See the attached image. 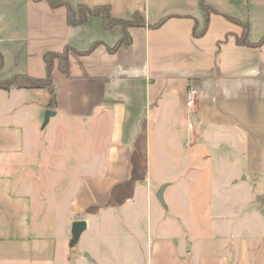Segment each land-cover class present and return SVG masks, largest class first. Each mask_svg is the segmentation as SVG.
<instances>
[{
    "label": "crops",
    "instance_id": "0c3cea01",
    "mask_svg": "<svg viewBox=\"0 0 264 264\" xmlns=\"http://www.w3.org/2000/svg\"><path fill=\"white\" fill-rule=\"evenodd\" d=\"M67 1L73 7L108 5L111 16L123 20L136 12L143 24L128 29L129 43L109 50L121 36L119 26L104 30L94 16L69 25L66 9L47 0H0L1 79L44 77L43 53L71 48L67 73L56 61L51 70L54 105L47 106L45 89H0L6 103L0 117L17 123L0 120V264H264L258 202L264 197L255 192L257 177L264 175V41L236 43L243 24L249 42L264 35V0ZM190 87L197 96L188 108ZM29 106L37 108L40 121L46 110L54 112L44 126L52 127L51 141L44 137L38 146L42 154L26 143ZM163 143L165 162L159 159ZM190 146L203 148L204 156L168 152ZM213 156L222 166L204 175L197 159L209 165ZM20 159L29 166L21 169L25 181L17 193L12 175ZM190 161L198 165L188 167ZM103 173L113 184L125 181L122 175H165V189L177 191L171 202L198 207L188 209L195 222L207 216L208 243L201 248V241L143 231L138 201L130 199L132 191L136 196L150 187L143 179L129 192L125 184L112 186L89 204L84 184ZM77 174L86 177L79 182ZM63 189L70 190L64 201ZM116 207L120 219L130 222L124 232L112 228L119 220L112 213ZM78 219L86 222V242L74 251L70 229Z\"/></svg>",
    "mask_w": 264,
    "mask_h": 264
},
{
    "label": "rangeland",
    "instance_id": "374dc122",
    "mask_svg": "<svg viewBox=\"0 0 264 264\" xmlns=\"http://www.w3.org/2000/svg\"><path fill=\"white\" fill-rule=\"evenodd\" d=\"M70 52V51H69ZM60 55H65L67 53V50H62L61 52H59ZM6 103L4 102H0V108L5 107ZM31 113L32 117L30 119L29 122V129H25V138H26V143L30 142L36 145L37 147V152H39L40 154H42V152L44 151L43 148L41 149V146L38 147L42 142H40L44 137H45V141H49L51 139V137L53 136L52 133V127L49 125L46 128H44V126H42V123L44 121V117H42L41 121H40V115L38 114V110L35 106H29L28 107V111H26V115ZM1 121H5V124L8 125H17V123L15 122H11L10 119H6V117H0ZM43 120V121H42ZM0 121V122H1ZM25 126V125H24ZM256 128V127H255ZM262 128H264L262 126ZM257 129V128H256ZM253 132L256 130L251 129ZM33 141V142H32ZM51 141V140H50ZM237 147L239 148L238 150H240V146L237 145ZM72 149L75 150V146L74 143L72 145ZM77 150V149H76ZM83 150H80L77 152L78 153H82ZM183 151H189L190 155L195 154L198 158L201 156H204V150L203 148L200 147H195V146H190V148L187 150L185 148H181V149H176V150H170L168 151L169 153H174V155H176V157L180 156L183 154ZM46 152H48L46 150ZM166 152H167V148H166V143H163V150H162V159L165 162V156H166ZM24 155V154H23ZM175 157V158H176ZM196 157V158H197ZM206 159V158H205ZM20 163L15 164V166L13 167L14 173H13V178L15 180L14 183V191L15 192H21L22 191V187H24L23 182L25 181L24 175L22 173V168H24L25 166H29V164H25V161H21V159L19 160ZM233 161H236V166L238 164L242 165V161L244 162V160H240L238 158L233 159ZM33 166H37V159H33ZM198 163H201L202 166H205V170L203 168L202 171H206L204 173V175H207V172L209 170H214L216 167H221L222 166V160L217 158L216 156H213L212 161L209 163L208 165V161H206L204 163V161H202V159H197ZM197 162H193L190 161V163L188 164V167H194L197 166ZM165 166L167 167V164L163 166V168H165ZM35 169V168H33ZM36 171V170H35ZM11 176V175H10ZM31 176H34L36 178V174H33ZM63 177V175H61ZM127 176L125 181H123L122 183H117L115 182L113 184L112 181H110V174L107 173H103L100 175L95 174L94 177L88 179V181H86V183L84 184L85 187L87 188V193H88V203L92 204L90 202V200H93V203H95L99 198L103 197L105 198L107 196V192L112 188V186H116L119 184H125L127 191L129 192V188L131 187L132 183L137 180V179H143L144 181L146 180V182H150V187H148L147 189H145V187L142 186L143 192H139L136 196L134 195V191H132V195L130 197V199H132L133 201H138V206H136V215H137V221H138V225L143 229V231H146L147 229H151L152 231L154 230H160L162 232V235H164V238H170V237H175L178 238L179 240H182L184 237H187V241L190 243H197L198 241H201V248L205 246V244H207L208 242H206L207 239H209V231H210V222L207 218V216H200V218H202V221H197L195 222V219L193 216L189 215L188 213L189 210H195L198 209V207H194V206H190L189 205V201L188 203H184L181 200L178 199H172L173 202L170 201V196L173 193H177V191H173L170 188H167V190L165 189L164 192V202H165V207L162 206L158 200L154 197V193L156 191V189L163 184L164 180L167 179V177L163 174H153L152 173H148L147 175L143 174H132V175H122V177ZM84 177H86V175L82 176L77 174V180L79 182H81V179H83ZM153 177L157 178L158 180H154ZM36 179H33V182H35ZM65 180V179H64ZM63 180V181H64ZM153 180L154 183H151ZM66 181V180H65ZM52 184L53 181L51 180ZM78 182V183H79ZM56 183V182H54ZM68 184V183H66ZM99 187H104L102 190H99ZM113 187V188H114ZM255 192L258 195L259 198H263L264 197V175H259L257 177V182L255 184ZM69 189H63L62 191V200H66V197H69ZM71 193L73 194L74 192L71 191ZM139 197H141L139 199ZM152 199L151 201V206L147 205L144 202V199ZM180 199V198H179ZM262 199H259L258 202L260 203V206L262 208V210H264V203L263 201H261ZM130 203V202H129ZM90 206V205H89ZM128 206V204L126 205V207ZM135 207V206H134ZM118 207L114 208L117 209ZM206 207L203 206V208L201 209V211H204ZM239 210H241V207H239ZM242 211V210H241ZM118 209L114 213L116 217H119V220H117L114 224L112 228H115V230H117V232H124L126 230V225L129 224L130 222L128 221H124L120 218L121 215L118 213ZM128 213H130L128 211ZM204 213V212H203ZM80 216L85 217V213H82ZM203 219H205V221H203ZM207 220V221H206ZM123 221V222H122ZM71 239V238H70ZM85 242H86V236L85 233L83 232L81 234V236L79 237L78 241L73 244L72 246H70V248L74 251H80L83 249V247L85 246Z\"/></svg>",
    "mask_w": 264,
    "mask_h": 264
},
{
    "label": "trees",
    "instance_id": "16d2710c",
    "mask_svg": "<svg viewBox=\"0 0 264 264\" xmlns=\"http://www.w3.org/2000/svg\"><path fill=\"white\" fill-rule=\"evenodd\" d=\"M48 4L53 7H64L66 9V20L69 25H79L85 23L90 16L99 17L100 25L104 30H109L115 26H119L122 30L120 38L109 50H113L119 47L122 44H127L130 41V36L128 29L134 26H140L143 24V19L138 13H133L131 19L123 20L114 18L109 12L108 5H96V6H87L83 4H78L73 7L69 4L67 0H47ZM232 20H235L232 17H228ZM159 21L157 24H159ZM247 29L248 25L243 24L242 34L240 37H236V43L238 45H247L254 46L260 45L264 41V35L256 43H251L247 39ZM94 43L91 48L95 45ZM67 50L65 55H60L59 52H44L42 55L43 62L45 64L46 74L44 77H32L27 74H14L9 78L1 79L0 78V89L8 91L11 88L16 89H45L49 93V100L47 106L54 105V84L52 82L51 70L54 65V62H57L58 69L67 73L68 71V53L71 50L70 47L65 46L63 51ZM2 65V57L0 54V67Z\"/></svg>",
    "mask_w": 264,
    "mask_h": 264
},
{
    "label": "water",
    "instance_id": "95a60500",
    "mask_svg": "<svg viewBox=\"0 0 264 264\" xmlns=\"http://www.w3.org/2000/svg\"><path fill=\"white\" fill-rule=\"evenodd\" d=\"M54 114L53 111L50 110H46L44 113V121L42 126H45V124L48 122V119L50 116H52ZM166 183L161 184L155 191L154 196L155 198L158 200V202L165 207V202L163 199V192L165 190L166 187ZM86 228V222L84 220L78 219L75 220L71 223V229H70V233H71V239H70V245L75 244L79 237L80 234L82 233V231ZM84 257H86L87 259H89L88 255L86 253H84Z\"/></svg>",
    "mask_w": 264,
    "mask_h": 264
},
{
    "label": "built area",
    "instance_id": "2783aa9c",
    "mask_svg": "<svg viewBox=\"0 0 264 264\" xmlns=\"http://www.w3.org/2000/svg\"><path fill=\"white\" fill-rule=\"evenodd\" d=\"M197 96V90L190 87L186 92V107L190 108L193 105V101Z\"/></svg>",
    "mask_w": 264,
    "mask_h": 264
}]
</instances>
